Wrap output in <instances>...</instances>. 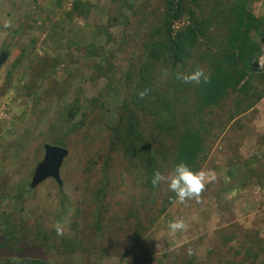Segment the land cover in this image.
Listing matches in <instances>:
<instances>
[{
    "label": "rangeland",
    "instance_id": "rangeland-1",
    "mask_svg": "<svg viewBox=\"0 0 264 264\" xmlns=\"http://www.w3.org/2000/svg\"><path fill=\"white\" fill-rule=\"evenodd\" d=\"M237 1L188 0L206 35L184 64L157 63L153 89L169 99L155 104L137 93L148 46L164 38L166 0H0V264H264V79L197 118L202 84L163 77L178 67L212 74ZM247 8L264 25V0ZM189 23L186 14L175 29ZM261 49L257 72L264 40ZM131 113L146 141L134 140L133 154ZM200 125L201 170L215 178L199 201L170 202L166 184L153 188L146 154L167 174L181 134ZM46 144L69 152L61 183L31 188ZM175 219L187 230L171 232Z\"/></svg>",
    "mask_w": 264,
    "mask_h": 264
},
{
    "label": "trees",
    "instance_id": "trees-1",
    "mask_svg": "<svg viewBox=\"0 0 264 264\" xmlns=\"http://www.w3.org/2000/svg\"><path fill=\"white\" fill-rule=\"evenodd\" d=\"M190 1L196 4V0ZM247 7L248 0H238L231 10L233 20L224 51L214 61V70L210 75V82L202 84L195 92L197 118L201 116L205 109L220 105L230 92L244 91L245 86L243 85L248 82V79L256 76L264 79V71L257 72L255 69L262 53L261 42L264 40V34L261 29L264 25ZM186 14L190 15V23L183 29H175V24ZM252 32L260 34V41H255L252 38ZM162 33L164 37L162 40L155 39L149 44L147 49L149 61L142 69L141 74L146 79L141 88L151 90L148 97L155 104H157V101L161 103L169 99L168 94L160 95L153 89L151 73L155 70L157 63L165 59L171 61L176 67L179 64H184L190 51L206 35L197 21L195 8H191L188 0H166L165 22ZM173 80H175L174 74ZM154 95L156 100L153 99ZM202 127L201 125L196 128L190 126L181 134L173 159L174 166L180 162H185L193 170H201L200 157L206 142V132ZM125 136L130 141L129 143L133 145L132 149L128 148L127 152L130 154L135 152L133 150L136 147L134 140H137L139 145L142 141L146 143L145 139L142 138L138 119L134 113H131L127 118ZM140 147L146 149L143 145H140ZM163 158L168 160L166 155ZM146 160L148 173L152 175L156 170H160V166L163 165V160L159 156L146 154ZM175 199L174 196L170 202Z\"/></svg>",
    "mask_w": 264,
    "mask_h": 264
},
{
    "label": "clouds",
    "instance_id": "clouds-1",
    "mask_svg": "<svg viewBox=\"0 0 264 264\" xmlns=\"http://www.w3.org/2000/svg\"><path fill=\"white\" fill-rule=\"evenodd\" d=\"M9 23H5L4 27H9ZM173 75L171 68L163 70V77L167 78ZM175 80L182 84H208L210 76L203 67H196L189 72L179 70V67L174 73ZM151 90L145 88L139 91L137 95L140 99H145ZM214 173L204 170H193L187 163L180 162L175 168L167 174L156 170L152 176L151 183L153 188H158L162 184H166L170 192L175 194L176 200L184 204L190 200L199 201L206 188V183L209 179H214ZM171 232L187 230L188 225L182 219H175L168 224ZM57 235H63V230L59 224L55 225Z\"/></svg>",
    "mask_w": 264,
    "mask_h": 264
},
{
    "label": "water",
    "instance_id": "water-1",
    "mask_svg": "<svg viewBox=\"0 0 264 264\" xmlns=\"http://www.w3.org/2000/svg\"><path fill=\"white\" fill-rule=\"evenodd\" d=\"M8 54L3 52L0 55V67L6 62ZM45 157L43 161L37 166L31 188H36L39 184L49 178L55 179L59 184L60 169L64 159L68 156V150L57 145H45Z\"/></svg>",
    "mask_w": 264,
    "mask_h": 264
}]
</instances>
